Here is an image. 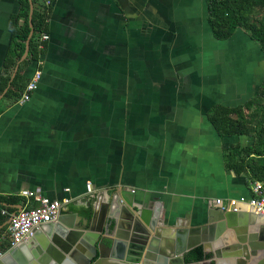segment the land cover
<instances>
[{
	"label": "crops",
	"instance_id": "0c3cea01",
	"mask_svg": "<svg viewBox=\"0 0 264 264\" xmlns=\"http://www.w3.org/2000/svg\"><path fill=\"white\" fill-rule=\"evenodd\" d=\"M38 1L49 14L42 78L28 102L7 99V89L0 93V196L29 190L69 200L60 215L78 231L86 203L133 190L129 200L154 210L158 216L152 218L159 217L167 235L184 233L193 249L211 243L205 258L214 259L213 249L226 253V243L244 238L259 254L254 264L264 263V222L244 216L251 213L246 206L228 211L231 224H241L234 229L227 222L222 243L204 232L211 215L220 213L214 199L251 197L247 177L225 166L223 151L234 138L218 136L209 111L217 104H244L256 92L257 44L241 30L216 40L205 0ZM19 8L17 0H0V73ZM229 45L240 55L231 65L234 82L224 79ZM241 64L245 72L253 65L252 76L238 73ZM34 71L32 63L24 76ZM37 204L24 199L16 210ZM70 213L79 217L70 220ZM4 218L0 230L8 225ZM50 225L37 231L41 241L56 232L55 222ZM219 261L231 264L224 257Z\"/></svg>",
	"mask_w": 264,
	"mask_h": 264
},
{
	"label": "water",
	"instance_id": "95a60500",
	"mask_svg": "<svg viewBox=\"0 0 264 264\" xmlns=\"http://www.w3.org/2000/svg\"><path fill=\"white\" fill-rule=\"evenodd\" d=\"M29 3L31 31L25 43L24 54L17 63L11 80L19 64L28 55L29 41L33 35L31 24L33 3L31 0ZM128 196L133 197L134 193L129 190H119L107 194L106 202L97 199L94 203H86L85 213L89 215L86 214L81 218L78 231L73 230L72 221L59 215L54 226L56 232L52 234L50 240L41 241V234L36 232L24 244L9 249L3 254L0 257V264H185L184 254L194 247L192 244L186 245L185 234L177 232L167 235L168 232L157 225L159 217L152 218L158 214L143 207L138 209ZM20 209L21 206L18 207V210ZM214 210L215 212L219 210L220 213L211 215L214 216L213 221H209L204 232L209 234L211 242H214L216 237L217 243L219 241L222 243L221 236L225 232L226 223L228 222L227 226L234 229H237L241 223L238 224L236 221L231 224L229 218H233L232 214L226 210ZM69 216H71L70 220H74L72 216L79 217L76 213H70ZM244 216L256 218L252 213ZM157 228L162 231H158ZM259 239L264 243V224L260 227ZM225 240L230 241L229 238ZM239 241L237 243L231 240L230 244L226 243L227 252L223 254L216 252L215 249L210 250L214 259L204 258L198 264H210V262L222 264L219 259L223 257L231 264H254L259 254L253 248L251 240L248 243L251 251H248L246 239L240 238ZM202 246L206 252L208 247L211 248V243L205 242ZM261 250L264 252V244Z\"/></svg>",
	"mask_w": 264,
	"mask_h": 264
},
{
	"label": "trees",
	"instance_id": "16d2710c",
	"mask_svg": "<svg viewBox=\"0 0 264 264\" xmlns=\"http://www.w3.org/2000/svg\"><path fill=\"white\" fill-rule=\"evenodd\" d=\"M17 1L20 5L19 13L13 18L11 42L0 73V93L7 89L5 97L13 101L20 98L29 81L24 72L45 52L47 42H43V48L39 49L38 40L42 33L48 34L49 16L46 8L38 7V0H31L33 35L29 41L28 55L19 64L11 80L14 68L24 54L25 43L31 31L29 0ZM205 3L208 25L216 40H227L236 30H241L249 40L257 44L264 59V0H205ZM209 121L221 139L237 138L246 142L231 144L223 151L226 168L236 175H245L250 186L259 182L264 188V74L256 92L244 104L235 107L214 105L209 111ZM23 203L24 198L19 195L0 196V210L3 208L9 213L15 212L16 206ZM5 221L0 213V226ZM7 227L6 225L0 230V252L10 248L9 236H3ZM204 258L201 247L184 255L186 264L197 263Z\"/></svg>",
	"mask_w": 264,
	"mask_h": 264
},
{
	"label": "built area",
	"instance_id": "2783aa9c",
	"mask_svg": "<svg viewBox=\"0 0 264 264\" xmlns=\"http://www.w3.org/2000/svg\"><path fill=\"white\" fill-rule=\"evenodd\" d=\"M46 5H50V1L46 2ZM49 35L42 33L39 37V49L43 48V42H47ZM35 71L29 78L23 92L20 95L19 102L25 103L31 99L33 92L36 90L42 78V67L44 61L42 56L34 62ZM93 189L90 184L87 185V194H92ZM134 193V191L132 190ZM252 196L248 199L241 197L239 199H214L215 206L224 211H230L233 213L239 212L243 206H246L251 213L260 217L264 222V188L261 183L255 182L251 186ZM20 196L26 200L33 199L37 201V205L33 207L23 206L20 210H16L13 213H8L6 210L1 209L2 216L8 218L7 232L9 235L10 248L18 247L24 244L29 238H31L37 231L45 228L49 224L55 222L62 207L66 205L69 200H63L62 202L56 200H49L38 196L33 191H22ZM226 201V202H225ZM3 253H0V257Z\"/></svg>",
	"mask_w": 264,
	"mask_h": 264
},
{
	"label": "rangeland",
	"instance_id": "374dc122",
	"mask_svg": "<svg viewBox=\"0 0 264 264\" xmlns=\"http://www.w3.org/2000/svg\"><path fill=\"white\" fill-rule=\"evenodd\" d=\"M244 49H245V47H244ZM242 51H244V50H242ZM216 52H217L216 56L218 58H222L223 57V47H221V50L217 49ZM225 53H228V54H226L225 61H224V65H225L224 79L225 80H230L231 82H234L237 79V76L235 75L236 68H232L231 65L233 63L238 64L240 62L239 61V56L240 55L238 53V50L236 48H233L232 46L230 47V45L226 46ZM229 56H231V58H228ZM262 61H264V60H262ZM262 61H261V57H260V54H259V61H258V63H259V81H260L261 77H263V74H264V72H263L264 71V66H263L264 64L262 65ZM255 65H256V63H255ZM236 67L239 68L238 65H236ZM245 70H246V64H241V69L238 71V73L241 72L240 74H242V75L245 73L244 76H246V74H249V76H252L253 65L251 66V69L248 72H245ZM220 72L218 71L217 76H221ZM244 82H245V80L241 81V83H244ZM232 142H233V144H236V143L246 144V142L239 141V139H236V138H234L232 140ZM248 143H250V142H248Z\"/></svg>",
	"mask_w": 264,
	"mask_h": 264
}]
</instances>
